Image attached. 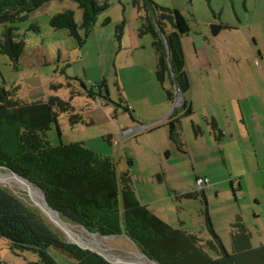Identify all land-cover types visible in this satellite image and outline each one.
<instances>
[{"label": "trees", "instance_id": "trees-1", "mask_svg": "<svg viewBox=\"0 0 264 264\" xmlns=\"http://www.w3.org/2000/svg\"><path fill=\"white\" fill-rule=\"evenodd\" d=\"M49 1L0 0V26L4 28L0 54L6 55L13 65L17 66L23 52L22 42L15 40L13 25L24 21ZM71 1L81 12L79 24L74 21V11L65 9L51 16L49 25L54 30H65L80 48L93 28L96 16L107 10L109 4L98 0ZM131 4L138 15V37L149 35L151 39L156 82L163 87L169 101H174L176 92L183 98L190 85L180 40L190 32L189 21L179 11L158 6L153 0H132ZM209 27L215 34L224 26L218 21ZM30 29L38 32L37 26ZM121 30L122 26L114 33L118 43ZM77 80L67 78L65 84H49L53 93L66 89L69 93L67 101L51 96L44 101L24 103L14 98L17 88L0 87V169L29 181L65 222L102 238L124 236L145 258L156 264H264V245L252 247L250 231L240 215L234 217L227 231L229 253L216 236L206 210L202 211L204 227L200 232L173 229L137 201L130 171L118 172L115 160L90 151L83 143L51 146L47 132L54 127L60 136L59 115H66L72 127L81 122L74 114L71 99L82 94L92 99H109L105 81L90 85L88 89L80 82L78 90L73 86ZM184 102L182 100L180 107L173 110V116L190 112L185 109ZM119 103L115 106L120 107ZM175 123L170 122L167 126L173 140L178 142ZM104 139L110 143L111 137L104 136ZM126 163L131 164L130 160ZM199 194L192 191L183 197L192 199ZM0 239L11 249L34 253L37 257L34 264H58L50 255L51 249L67 254L75 264H115L97 253L65 242L1 184Z\"/></svg>", "mask_w": 264, "mask_h": 264}, {"label": "crops", "instance_id": "crops-1", "mask_svg": "<svg viewBox=\"0 0 264 264\" xmlns=\"http://www.w3.org/2000/svg\"><path fill=\"white\" fill-rule=\"evenodd\" d=\"M246 1L242 0L241 13L231 8L235 21L230 17L218 19L224 27L217 33L212 34L209 26L218 21L208 22V35L200 41L199 51L192 40L193 54L183 53L190 87L182 100L190 111L188 114L180 112L173 116V102L166 98L163 87L153 76L155 56L151 39L144 46L132 40L129 45L136 51L146 53L147 46L152 50V55L147 52L145 61L150 87L135 98L120 94V107L116 106L121 111L120 127L124 131L139 124L154 125L153 128L128 135L109 131L108 144L116 149L111 153L86 146L92 142L90 138L80 142L92 152L110 156L121 169H125L123 160H130L126 168L136 182L133 187L137 201L173 229L200 232L204 227L202 211L206 210L226 251L230 248L227 231L237 215L250 231L252 247L264 245V8L258 20L244 16L250 13L255 17V9L247 8ZM259 26L262 33L257 30ZM175 121L178 142L173 140L167 126ZM150 138H155L153 148L147 141ZM131 140L135 148L150 144L154 153V158L139 163L143 172L155 177L160 185L169 184L173 176L181 183L183 188L173 198L167 194L160 196L159 185L155 189L159 196L146 199L142 186L137 184L143 178L135 169L138 161L127 151ZM169 163L172 165L168 167ZM196 177L206 178L207 188L192 199L183 197L195 188ZM170 198L176 200L184 216L176 214L167 222L159 204Z\"/></svg>", "mask_w": 264, "mask_h": 264}, {"label": "rangeland", "instance_id": "rangeland-1", "mask_svg": "<svg viewBox=\"0 0 264 264\" xmlns=\"http://www.w3.org/2000/svg\"><path fill=\"white\" fill-rule=\"evenodd\" d=\"M98 1L108 2L109 7L96 16L93 28L80 48L76 44L77 41L68 36L65 30H54L49 25L50 17L61 13L65 9L74 11V21L79 24L81 12L71 0H51L40 9L30 13L24 21L14 24L15 40L16 42H22L23 52L18 59L17 66L13 65L6 55L0 54V87L3 86L7 90L17 88L16 97L14 98L24 103L44 101L51 96L67 101L69 93L66 89L61 88L53 93L49 90V84H65L67 78H76L78 80L74 82L73 86L80 90V82L88 89L90 85L105 81L109 99L107 101L104 98L92 99L86 94L75 96L71 99L70 104L74 109V114L81 119V122L79 121L76 128L72 129L67 116L61 114L58 117L60 136L53 127L47 132V139L51 146H57L60 143L62 145L73 142L80 143L81 139L90 138L92 142L86 143V146H90L94 150L102 148V150L111 153L116 149L105 141L104 136L106 137L109 131H124L120 127L119 113L121 111L115 104L119 103L120 94L124 98H135L139 93L150 87L145 61L148 57L147 52L152 55V48L150 49L147 46V51L144 53L143 51H136L132 45H129L130 41L134 40L137 43L136 45L142 44L144 46V43L150 40L149 35H145L141 39L137 38L139 21L137 20L136 9L131 4L132 0ZM153 1L158 6L179 11L189 21L191 32L182 39L181 44L183 46H180L182 53L186 55L194 52L192 40L195 41V47L199 51L200 41L208 35V22L215 23L220 17L222 20L230 17L235 21L231 8L234 7L239 13L242 11L240 8L242 0ZM245 6L249 9H255V17L250 13L242 14L258 20L261 14L260 11L264 8V1L247 0ZM242 14L240 15L243 17ZM32 26H37L38 32L30 29ZM120 26H122V42L119 44L114 38V33L115 29ZM257 30L261 32V26ZM3 33L4 28L0 26V38ZM147 141L152 148L156 144L155 138H150ZM132 143L133 140L127 144V151L130 150L136 157L135 159L138 162H135V169H138L140 171L138 173L143 176L137 184L139 187L142 186L146 199L153 200L159 196L155 189L160 184L151 174L143 172V167L139 163L144 159L154 158V153L152 149L150 150V144L144 143L135 148ZM169 165L172 164L169 163L168 167ZM122 166H125V169H121L117 163L118 172L128 170L125 160H123ZM0 175L15 177L3 169H0ZM19 181L21 184L37 190V193L25 191L14 180L8 182L0 178L1 185L17 196L19 201L39 216L48 227L57 232L65 242H76L77 239L83 237V241L78 243L83 242L82 244L87 245V242L92 241L89 237L91 235H88L80 226L65 222L58 215L53 214L66 232L60 230L52 218L46 215L43 209L45 204L40 198L41 192L33 185ZM132 183L135 187L136 182L134 179ZM181 188L183 186L173 176L169 180V184L160 185L161 192L159 194L160 196L167 194L173 198V195L177 194V190ZM171 198L164 204H159V208L166 214L162 212V216L165 215L163 219L167 222L171 221V217L174 219L176 214L181 215L180 217L184 216L176 200ZM94 239L98 243V246L94 247V251L101 253L110 262L152 264L148 263L140 251L124 236L107 238L95 236ZM228 250L230 253V248ZM50 255L58 264H75L71 257L59 252V250L51 249ZM36 261L37 257L31 251L11 249L3 239H0V264H34Z\"/></svg>", "mask_w": 264, "mask_h": 264}, {"label": "built area", "instance_id": "built-area-1", "mask_svg": "<svg viewBox=\"0 0 264 264\" xmlns=\"http://www.w3.org/2000/svg\"><path fill=\"white\" fill-rule=\"evenodd\" d=\"M176 96L174 98L173 104H172V108L173 109H178L180 107V104L182 102V98L180 97L179 94H177V92L175 93ZM154 125H148V124H139L137 125L135 128H130V129H126L125 131H121L122 135H128V134H141L147 130H150L151 128H153ZM76 127L73 126L72 129ZM208 186V180L206 178L203 177H196L195 178V188H193V192L196 193H201L204 191L205 188H207Z\"/></svg>", "mask_w": 264, "mask_h": 264}, {"label": "bare ground", "instance_id": "bare-ground-1", "mask_svg": "<svg viewBox=\"0 0 264 264\" xmlns=\"http://www.w3.org/2000/svg\"><path fill=\"white\" fill-rule=\"evenodd\" d=\"M12 175V174H11ZM0 178L1 179H3L4 181H15L16 183H18V185L22 188V189H24L25 191H32V193H34V194H36L37 193V190H33V188H31L30 186H27V185H25V184H21V182L17 179V178H15V177H11V176H7V177H5V176H1L0 175ZM12 183V182H11ZM7 184V183H6ZM41 195V200H42V202L44 203V200H43V196H42V194H40ZM45 204V203H44ZM43 209H44V211H45V213H46V215L47 216H50L51 218H52V220L54 221V223L57 225V227L58 228H60V230H62L63 232H66L65 230H64V228L62 227V225L60 224V222L58 221V220H56V218L54 217V215H53V213L54 212H52V211H50L47 207H46V205H44L43 206ZM55 214V213H54ZM55 215H57V214H55ZM96 235H91V236H89L91 239H92V241H90V242H87L86 244L87 245H84V244H82V243H78V242H81V241H83V238L82 239H77V241L76 242H74V243H78L79 245H81L82 247H87V248H90V249H92V250H95L94 249V247H97L98 246V243L96 242V240L94 239V237H95ZM148 262V261H147ZM148 263H150V262H148ZM152 264H154V263H152Z\"/></svg>", "mask_w": 264, "mask_h": 264}, {"label": "water", "instance_id": "water-1", "mask_svg": "<svg viewBox=\"0 0 264 264\" xmlns=\"http://www.w3.org/2000/svg\"><path fill=\"white\" fill-rule=\"evenodd\" d=\"M13 176H15L16 178H18L19 180H21V181H25V182H27L28 184H30V182L29 181H27V180H23V179H21V178H19V176H17V175H15V174H12ZM31 185V184H30ZM43 196V195H42ZM44 197V196H43ZM42 197V198H43ZM44 200V199H43ZM44 203H45V205H46V207L50 210V211H52V212H54V213H56V211L55 210H53V209H51L47 204H46V201L44 200ZM57 214V213H56ZM83 229V228H82ZM84 230V229H83ZM85 232H87L88 233V231H86V230H84ZM88 235H95V234H90V233H88ZM70 243H72L73 245H76V246H78L79 248H81V249H83V250H87V251H90V252H94V253H97V254H99L100 256H101V258H103L104 260H106V261H108L101 253H99V252H96V251H94V250H92V249H90V248H87V247H82L81 245H79L78 243H74L73 241H70ZM143 255V254H142ZM144 256V255H143ZM144 259L146 260V261H148V262H150V263H154V264H156L155 262H152L151 260H149V259H147V258H145V256H144ZM108 262H110V261H108ZM110 263H115V262H110ZM115 264H120V263H115Z\"/></svg>", "mask_w": 264, "mask_h": 264}]
</instances>
